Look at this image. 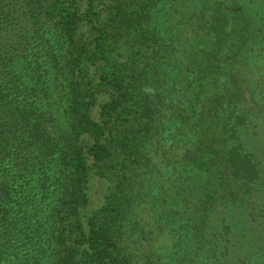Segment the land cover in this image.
Segmentation results:
<instances>
[{"label": "trees", "instance_id": "16d2710c", "mask_svg": "<svg viewBox=\"0 0 264 264\" xmlns=\"http://www.w3.org/2000/svg\"><path fill=\"white\" fill-rule=\"evenodd\" d=\"M263 135L264 0H0V264H264Z\"/></svg>", "mask_w": 264, "mask_h": 264}, {"label": "rangeland", "instance_id": "374dc122", "mask_svg": "<svg viewBox=\"0 0 264 264\" xmlns=\"http://www.w3.org/2000/svg\"><path fill=\"white\" fill-rule=\"evenodd\" d=\"M259 141V143H257ZM256 143H257V145L259 144V146H258V151L256 152V153H260L259 154V157L261 156V157H264V135L260 138H258L256 141H255ZM264 159V158H263ZM166 175H169V173L168 174H166ZM170 176V175H169ZM168 176V177H169ZM214 232H215V230H214ZM217 232V231H216ZM226 257L224 254L223 255H221L220 253L219 254H217V259H215L216 260V262H217V264H220L222 261L220 260V258L221 257ZM199 263L200 264H204L203 262H202V260L200 259L199 260Z\"/></svg>", "mask_w": 264, "mask_h": 264}]
</instances>
